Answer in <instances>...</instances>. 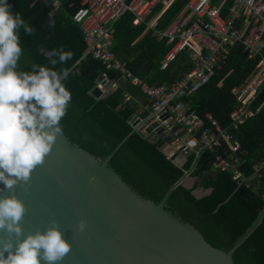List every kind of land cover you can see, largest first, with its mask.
<instances>
[{
	"label": "trees",
	"instance_id": "16d2710c",
	"mask_svg": "<svg viewBox=\"0 0 264 264\" xmlns=\"http://www.w3.org/2000/svg\"><path fill=\"white\" fill-rule=\"evenodd\" d=\"M188 1L176 0L159 20L157 28H166ZM60 2V8L56 9L44 0H10L13 11L22 13L35 29L32 35L21 30V67L26 70L31 63L51 67L49 51L61 48L71 51L70 60L55 66L57 70H69L64 83L72 100L61 121L64 132L72 142L99 158L107 157L130 135L111 159L110 166L141 196L160 203L185 171L192 169L197 159V152L192 151L180 166L168 157L166 146L172 145L176 138L186 137L187 128L178 125L172 132L163 131L151 139L145 132L133 131L131 117H147L151 101L141 85L134 84L121 71L108 69L102 61L87 54L89 47L84 33L74 20L81 0ZM162 8L160 3L154 14ZM50 19L55 21L54 27L49 26ZM134 19L133 13L126 12L115 24L112 50L116 56L127 63L135 76L151 86L182 80L193 68L189 51H183L167 69H162L171 46L166 40H158L146 23L134 25ZM259 59H250L243 46L233 47L228 61L212 80L187 98L198 115L205 118L207 126L211 122L205 117L206 113H211L222 127L230 126L232 111L241 106L233 89L246 82ZM104 74L117 82L118 87L97 98L92 90ZM263 102L264 90L252 105L255 114L239 129H232L241 142L236 167L228 170L215 168L220 155L227 157L232 153L226 141L217 151L203 150L191 174L196 178L194 185L191 188L180 185L169 196L166 205L168 211L199 229L209 243L226 251L243 237L264 210V168L260 177L254 176L256 168L264 161V106L256 112ZM146 106L148 110L139 114ZM236 170L245 178L250 177V182L235 179ZM200 187L212 191L198 198L194 191ZM234 259L236 264H264V216L235 251Z\"/></svg>",
	"mask_w": 264,
	"mask_h": 264
},
{
	"label": "water",
	"instance_id": "95a60500",
	"mask_svg": "<svg viewBox=\"0 0 264 264\" xmlns=\"http://www.w3.org/2000/svg\"><path fill=\"white\" fill-rule=\"evenodd\" d=\"M98 82L108 85L104 75ZM92 94L97 98L106 95L100 85ZM131 120L133 131L145 132L149 139L163 132L151 115H133ZM129 136L107 157L99 158L72 142L63 130L43 165L34 170L30 186L18 184L9 191L0 185V196L15 194L25 203L24 233L43 230L57 221L72 246L60 264H236L235 251L259 226L264 210L230 250L213 246L194 225L166 209L173 191L180 185L187 187L186 179L201 152L192 169L156 203L133 190L110 166ZM92 176L94 183L89 182ZM211 191L206 190L207 194ZM81 219L88 221V227L77 233ZM0 236L8 238L4 232Z\"/></svg>",
	"mask_w": 264,
	"mask_h": 264
},
{
	"label": "built area",
	"instance_id": "2783aa9c",
	"mask_svg": "<svg viewBox=\"0 0 264 264\" xmlns=\"http://www.w3.org/2000/svg\"><path fill=\"white\" fill-rule=\"evenodd\" d=\"M44 1L52 3L56 9L61 6L60 0ZM175 1L81 0L74 20L84 33L89 47L87 54L102 61L108 69L121 71L134 84L141 85L152 103L149 108L152 121H157L163 131L168 133L178 125L187 128L186 137L175 139L174 146L168 151L169 158L178 162L192 151L197 154L206 149L217 151L226 141L232 153L227 157L220 155L215 168L233 169L238 162L236 155L241 149V142L232 129H239L255 114L252 105L264 90V0H189L169 26L158 29L159 19ZM160 3L163 9L157 16L150 18ZM126 12L135 15L134 25L146 23L154 30L153 34L158 40H166V44L171 46L163 60L162 69H167L183 51H189L193 68L182 80L151 86L135 76L127 63L116 56L112 50L115 24ZM235 46H243L250 59L260 58L259 63L246 82L233 89L241 106L232 111L230 126L222 127L211 113H206L205 117L211 122L207 126L205 118L198 115L187 98L212 80L228 61ZM104 77L108 85L99 82L98 85L107 94L116 89L118 83L111 81L107 74ZM263 106L264 102L256 112ZM262 168L264 161L256 168L255 177H260ZM234 178L242 179L247 184L250 182V177L245 178L238 170Z\"/></svg>",
	"mask_w": 264,
	"mask_h": 264
},
{
	"label": "clouds",
	"instance_id": "9594fccd",
	"mask_svg": "<svg viewBox=\"0 0 264 264\" xmlns=\"http://www.w3.org/2000/svg\"><path fill=\"white\" fill-rule=\"evenodd\" d=\"M49 26L55 21L50 19ZM21 30L26 35L35 31L22 13L13 11L10 0H0V185L9 191L18 184L30 186L34 170L63 133L61 121L72 100L64 83L69 70L55 66L73 53L52 49L51 67L31 63L25 70ZM95 181L89 177L90 183ZM26 211L15 194L0 196V232L8 236H0V264H60L72 246L59 223L53 220L45 229L25 234L21 222ZM87 227L88 221L81 219L75 231L83 233Z\"/></svg>",
	"mask_w": 264,
	"mask_h": 264
},
{
	"label": "crops",
	"instance_id": "0c3cea01",
	"mask_svg": "<svg viewBox=\"0 0 264 264\" xmlns=\"http://www.w3.org/2000/svg\"><path fill=\"white\" fill-rule=\"evenodd\" d=\"M157 7V6H156ZM184 8V7H183ZM163 9V8H162ZM161 9V10H162ZM155 10V9H154ZM161 10H159V11H157L155 14H154V11H153V13L150 15V18H154L155 16H157L158 15V13L161 11ZM152 15H154V17H152ZM162 18V17H161ZM160 18V19H161ZM159 19V20H160ZM169 26V25H168ZM165 29V28H164ZM148 106H146V107H142L141 109H140V111H139V114L140 113H142V112H145V111H147L148 110V108H147ZM136 116H140V115H136ZM157 134H159V133H157ZM156 134V135H157ZM174 143H175V141L173 142V146H174ZM172 145H167L166 146V150H170V149H172ZM187 160V157H183V158H181L180 159V161H181V163H185V161ZM195 181H196V178H194V177H192V175L190 176V177H188L187 179H186V183H187V187H189V188H191L193 185H194V183H195ZM206 190L203 188V187H200V188H198V189H196L194 192H195V194L197 195V196H199V197H203V196H205V195H207V192H205Z\"/></svg>",
	"mask_w": 264,
	"mask_h": 264
},
{
	"label": "rangeland",
	"instance_id": "374dc122",
	"mask_svg": "<svg viewBox=\"0 0 264 264\" xmlns=\"http://www.w3.org/2000/svg\"><path fill=\"white\" fill-rule=\"evenodd\" d=\"M152 17H154V15H152ZM186 183V182H185ZM186 185H187V183H186ZM206 192V191H205Z\"/></svg>",
	"mask_w": 264,
	"mask_h": 264
}]
</instances>
